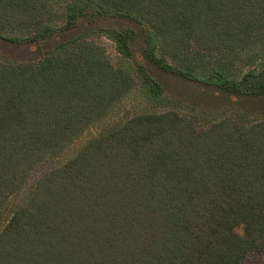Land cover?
<instances>
[{"label":"trees","instance_id":"1","mask_svg":"<svg viewBox=\"0 0 264 264\" xmlns=\"http://www.w3.org/2000/svg\"><path fill=\"white\" fill-rule=\"evenodd\" d=\"M53 1L0 0V36L38 49L0 59V211L34 166L138 85L103 36L132 58L140 29L152 66L235 105L264 101V0H65L56 28ZM253 51L254 67L234 77ZM137 76L149 100L165 103V84L142 64ZM263 244L264 107L203 128L167 107L129 118L44 174L0 232V264H244Z\"/></svg>","mask_w":264,"mask_h":264},{"label":"rangeland","instance_id":"2","mask_svg":"<svg viewBox=\"0 0 264 264\" xmlns=\"http://www.w3.org/2000/svg\"><path fill=\"white\" fill-rule=\"evenodd\" d=\"M67 3L68 1L65 0L52 2V10L54 13L50 22L53 27L61 26L66 19L65 8ZM126 23L120 20L95 19L90 24L92 26L103 24L122 26ZM136 28L138 29L140 26L137 24ZM78 31L79 29L73 31L71 34ZM139 32L137 39L132 45L134 51V57L132 58H125L120 55L115 49L114 42L109 38L105 36L100 38L101 42L107 48L111 61L116 66L130 70L137 77L138 85L136 88L119 100L105 118L96 121L80 133L63 152L51 156L33 167L24 186L9 199L0 211V232L14 212L27 203L37 181L44 174L76 156L91 140L109 129L121 126L129 118L137 114L157 112L167 107L179 108L182 113L192 117L197 122V125L203 128L210 126L217 118L225 114H235L238 110L246 116L252 117L256 109L264 107V101H259L247 108L244 105H235L225 95L216 93L214 89L207 87L204 83L189 80L173 72L152 66L143 55L142 51L145 46V40L143 31L139 29ZM9 35V33L4 34L6 37ZM0 53V59L4 62L24 61L28 60L31 56L37 55L38 49L36 47L16 45L5 39V37L0 36ZM255 53V51L243 53L236 60L232 68L234 77L240 78L254 67ZM139 64L144 65L159 82L166 85L168 99L165 103H153L146 97L143 91V83L137 76V65ZM246 106L249 105L246 104ZM246 109L249 111L243 112ZM244 264H264V244L259 251L250 255Z\"/></svg>","mask_w":264,"mask_h":264}]
</instances>
